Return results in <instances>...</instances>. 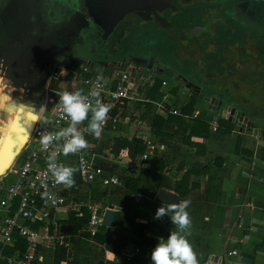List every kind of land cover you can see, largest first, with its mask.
Instances as JSON below:
<instances>
[{
	"label": "crops",
	"instance_id": "obj_1",
	"mask_svg": "<svg viewBox=\"0 0 264 264\" xmlns=\"http://www.w3.org/2000/svg\"><path fill=\"white\" fill-rule=\"evenodd\" d=\"M234 1H239L238 3L241 5L240 0ZM217 37L218 39H224V36L221 35ZM180 51L186 58L192 57L187 59L190 62L195 61V58H199L198 53L192 52L193 54H191L186 52L185 49ZM231 51H234V55L238 57V68L232 67L231 62H229L232 57ZM242 51L243 49L237 44L230 52H224L223 60L218 59L219 64L222 63L223 67L220 66L221 68H219L217 74L222 75V73H225L227 79H222L217 88L230 87L231 92L235 93L234 96H237L236 91L239 86L248 84L253 80H255L253 83L258 85V74L264 73L263 66L258 68V63L253 62L250 65L253 68L250 73H253L249 74L248 78L241 76L236 79L233 75L227 74L232 70L237 72L242 69L241 67H245L244 61L240 60L242 59L241 55L245 54ZM212 54L207 51L203 58ZM122 61H116V63L122 65L130 63L138 67L140 72L143 71L128 59ZM73 62L74 60H71L67 66H64L70 67ZM113 63L115 61L107 62L95 69L98 72L107 73L108 66ZM199 64L202 66L207 65L201 71L206 70V72H209L207 70L210 68V62L201 63L199 61ZM167 71L166 69V71H155V74L150 73L152 75L151 79L157 77L160 81L158 92L161 97L162 94L164 95L162 99L164 105L168 109L174 108L178 111V108L185 105L188 99L193 96L195 102L191 115L181 116L179 111V115H171L181 117L183 126L178 127L171 123L166 127H162L160 134L157 135L150 128L153 117L157 116L162 120H166L170 114L157 112L153 107L150 111L145 112L146 107L144 104L124 106L121 109L120 117L128 118L133 122L122 124L120 130L118 129L120 123H118L115 128L106 130L101 139V141L110 140L106 151L107 156H101L102 163L109 173L119 177L121 184L109 190L97 188V191L86 190L85 185H80L77 191L81 193V199L85 198L83 193L85 190L88 196L86 197L88 204L98 206L102 212L107 206H111L115 210L114 215L116 213L121 215L131 214L132 205H138L143 219L138 218L137 221L168 225V237L170 231L176 229L167 216L160 220L154 219L157 209L163 205L156 200V193L161 190L174 194L178 197L177 202L190 201L187 211L191 218V228L187 239L197 254L198 264H219L220 260L227 264L233 262L237 254L242 251L251 256L250 264H264L262 236L255 232L247 234L245 231L249 216L264 222V172H258V168H261L260 163L264 160V154L254 149L256 142L245 128H242L239 124L234 125L229 122L232 126L229 133L216 130L218 125L222 127L221 130L229 126L226 119L220 118L219 122L212 119V113L207 109L208 101L206 100L210 97L215 96L224 101L218 95L219 92L213 94L210 89L201 90L197 84L192 86L191 84L195 82L191 80L190 86H188L189 84L183 85L177 79L172 80L173 75L168 74ZM162 81H165V86H161ZM185 86H188V89H185ZM195 88H197V91ZM172 90H175L173 95L170 94ZM238 97L239 95L236 97L237 100ZM224 102L229 105L226 100ZM239 111L247 118V127L254 126L264 130L263 116L261 121L258 119V115L245 113V110ZM198 114L203 116L201 123L205 124L206 127L195 125L192 133L189 134V123ZM131 139L140 141L144 145L141 154L132 158L128 155L127 149H121L116 155L110 153V150L114 147V141H130ZM8 148L9 146L0 149V174L6 167L4 160L11 155L7 151ZM21 148L18 150L20 151ZM150 160L157 163L159 168L154 169L151 167L148 164ZM194 166H206V168L202 172L199 170L198 173L187 174L190 168ZM195 169L199 168L195 167ZM80 207L68 212L79 215L78 210ZM84 207L86 206L84 205ZM87 210L89 213L88 208ZM68 212L59 215L62 220L58 223V226L62 225V231L64 232L67 230L66 226H68L63 224L68 218ZM85 224L80 230L85 227ZM99 227L92 240L87 238L81 240L74 237L76 234L72 235L74 240H78L83 244L74 249L70 248V244L67 245L70 253L67 264H119L124 260L120 256L116 259L115 256L121 253L128 255L125 252L127 245L123 249L117 248L113 244L112 226L110 228L102 227L104 230H100ZM69 234L61 235L67 239ZM142 234L150 236L147 232ZM167 237L163 239L166 240ZM135 248L140 252L139 255L132 256L135 261L139 264H152L151 252L155 247L149 251H144L138 246L132 245V250ZM45 250L50 251L48 259L44 257ZM231 251H235L236 255H229ZM52 253L51 249L44 248L37 264H50ZM0 264L4 263L0 261Z\"/></svg>",
	"mask_w": 264,
	"mask_h": 264
},
{
	"label": "rangeland",
	"instance_id": "obj_2",
	"mask_svg": "<svg viewBox=\"0 0 264 264\" xmlns=\"http://www.w3.org/2000/svg\"><path fill=\"white\" fill-rule=\"evenodd\" d=\"M240 2L241 6L239 7H234V3H232L231 10L226 13H221L222 7L218 8L219 10L214 8V12H217L215 17L221 24L216 28L219 29L217 34L224 36L223 40L216 37V40H209L206 38V35H208L206 32L205 35L204 32L199 31L198 25L191 28H196V33L191 38L186 39V36L181 35L180 32L190 30V28H187L190 17L187 15L178 16L176 13L173 17L169 15L167 22H170V26L179 30V33L175 30H157L145 23L142 25L137 24L132 30V38L130 37L132 43L126 45V51L112 56V58H105L98 55L95 50H90L67 28L58 30L40 29V34L29 35L28 31H30L32 21L37 20L34 17L33 20H30V16L37 13V0H5L3 2L5 9L1 13L3 17L2 24L5 25L0 27V58L3 60L2 64L6 66L5 70L0 69V149L8 146L10 150L16 148L14 144L16 130L10 127L15 121L16 111L24 106L33 111L31 105H34L36 109L38 108L41 84L38 81L39 76L37 77V74L39 75V69L45 65L44 62L47 59L59 64L63 63L66 66L71 60H74L73 65L82 62L97 67L103 66L107 62L130 58L131 60L128 59V61H132L143 70L140 73L141 75L155 74L157 67L165 68L168 70V74L174 72L194 81L201 90L207 88L213 94L219 92L218 95L224 101L226 100L229 105L232 104L233 106H231L238 111L245 110V113L258 115V119L261 120L262 116L264 117V73L258 74V85L253 83L255 81L253 80L238 87L236 91L237 96L239 95L238 100L236 99L237 96H234L235 93L231 92L230 87L217 88L222 79H227L225 73H222V75L217 74L219 68H221L220 66L223 67L222 63L219 64L218 59L221 57L223 60L224 51L227 49L230 52L231 48L237 46V44L245 53L241 55L242 59H240L242 62L244 61L245 67H241L240 71L232 70L227 74L233 75L236 79L241 76L248 78L249 74L253 73H250L253 70L250 67L253 62L258 63V68L263 66L262 70H264V1L240 0ZM175 11L174 8H171V14ZM228 15H231V17ZM238 16L241 17V22H233V19L235 20ZM191 18H194V16H191ZM199 20L201 19L199 18ZM14 22H18L19 26L21 25L20 29L22 31L18 30L21 31L22 35L18 38L11 37L12 33L10 32L15 30L12 25ZM5 34L9 43L4 47L2 42L4 39L2 38ZM208 41H211L210 43L213 46L208 45ZM181 49H185L186 52L191 54H193L192 52L198 53L199 58H195V61L190 62L187 59L192 57L186 58L181 54ZM207 51L210 54L215 53L203 58ZM230 53L232 54L231 60H229L231 66L238 68V57L234 55V51ZM226 56L225 58L228 59ZM199 61L201 63L210 62V68L207 70L209 72H206V70L201 71L207 65L202 66ZM129 122L132 123L133 120H129ZM122 126V123H120L118 129ZM108 142L110 140L97 142L96 150L101 156H107ZM49 252L48 250L44 251L45 259L49 258Z\"/></svg>",
	"mask_w": 264,
	"mask_h": 264
},
{
	"label": "built area",
	"instance_id": "obj_3",
	"mask_svg": "<svg viewBox=\"0 0 264 264\" xmlns=\"http://www.w3.org/2000/svg\"><path fill=\"white\" fill-rule=\"evenodd\" d=\"M95 68L78 63L70 67L56 65L50 71L43 97L38 103V108L42 104L46 106L41 122L35 121L13 164L0 175V261L4 264H37L44 248L53 250L55 245H63L66 237L57 232L58 223L62 220L59 215L80 206L85 205L89 209V216L85 227L74 237L92 240L100 226L102 211L98 206L88 204L85 190V198L81 199L78 186L85 185L86 190L97 191V188L109 190L121 184L119 177L104 167L96 150V144L102 137L96 139L87 132L88 121L78 126L88 142L87 148L81 152L64 156L55 142L48 150L42 148L41 134L55 133L70 123L58 103L59 93L80 90L87 95L92 90H99L100 99L110 107L102 135L118 123H130L128 118L120 117L121 109L128 104L148 103L157 112L179 115L174 108L166 109L163 94L158 102L143 95L144 87L152 84L151 74L141 75L140 69L130 63L110 64L107 73L98 72ZM68 75L70 79L66 80ZM165 85L162 81L161 86ZM44 119L49 123L44 124ZM53 152L58 164L76 169L75 183L71 188L57 184L48 171L47 161ZM139 254L135 248L130 255L121 253L115 258L120 256L127 261ZM229 255L235 256L236 252L231 251Z\"/></svg>",
	"mask_w": 264,
	"mask_h": 264
},
{
	"label": "flooded vegetation",
	"instance_id": "obj_4",
	"mask_svg": "<svg viewBox=\"0 0 264 264\" xmlns=\"http://www.w3.org/2000/svg\"><path fill=\"white\" fill-rule=\"evenodd\" d=\"M4 1L5 0H0V25H1L0 27L5 25L2 24L3 17L1 16L3 9H5L3 6ZM131 1H135V0H95L94 2L93 0H37V13L30 16V20H33V17L34 19L37 18V20L32 21L30 31H28L29 32L28 34L38 35L40 34L39 32L40 29L58 30L61 28L62 29L67 28L68 30H70L72 34L74 33L79 38L80 42L84 43L87 47H89L90 50L91 49L95 50V52L101 57L112 58V56H116L118 54H121V52L123 53L124 51H126L125 50L126 45H130L132 43L131 40L132 30L134 29V27H136L137 24L142 25L143 23H145L146 25L153 27L154 29L157 30L159 29L164 31L166 30L155 26L152 22H142V21L137 22L132 28H129L126 31H122V38H120L118 44H116L114 41L118 36L117 28L119 22L117 21L118 23L115 24V26L113 25L110 26L109 24V22H113V20L116 19L113 10L115 9L119 10L120 6L129 5ZM136 1L141 3L139 5L141 6L140 8L143 10L142 11L143 13L137 14L135 16L140 17V19H145L148 16H151L146 13V12H150L147 10L149 1L148 0H136ZM234 2H235L234 0H170L171 5L176 11L173 12V14H171V8H167L164 9L162 15L166 21H168L169 15H171V17H173V15H175L176 13L178 14V16L187 15L190 17V19L187 22V28H192L193 26L198 25L199 31L204 32V34L205 32L208 34V35L205 34L206 38H208L209 40H216L215 37L218 38L217 33H219L218 31L219 29L216 28L219 25L221 26V24H219V20L216 19L215 17L217 12H214L215 11L214 8L218 9L222 7L221 13L224 12L226 13L229 10H231L233 6L232 3ZM238 2L239 1H236L234 3V7L241 6ZM90 4L91 6L98 4L96 5L97 15H93L91 12L93 10H90L88 8L87 5ZM160 5L163 6V3ZM222 9H224V11H222ZM191 16H194V18H191ZM228 16L231 17V15ZM199 18L201 20H199ZM240 19L241 17L238 16L237 18H235V20L233 19V22L240 21ZM102 20H105L107 24L101 25L99 23L98 24L94 23V22H100ZM122 20L124 21L123 27L127 26L128 22L130 21V17L128 18L127 16L125 18L123 16ZM12 25L15 28V30L14 32L12 31L10 32L12 33L11 37L14 36L15 38H18L20 35H22L21 33L22 30L20 29L21 25L19 26L18 22H14ZM94 25L101 26V28H99L101 30L99 31L101 34L98 31L96 32ZM200 28L202 29L200 30ZM18 29H20L21 31ZM5 31H3V33H5ZM6 37L7 35L5 34L4 38H2L4 39V41H2L4 47L9 43ZM210 42L211 41H208L207 44L212 45ZM226 51L228 50L226 49L224 52ZM126 59H130V58H126ZM47 60H45L44 62L45 65L40 67L39 75L37 74V77L39 76L38 81L41 84L40 93H39V102L43 97L44 85L48 79V75L50 71L56 65H60L58 62L49 61V60L47 61ZM2 61L3 60L0 58V69L3 68L5 70L6 66L2 64L3 63ZM61 65L64 64L62 63ZM156 71L157 72L166 71V69L158 67L156 68ZM172 74L174 77H176L177 81L181 82V84L183 85L191 84L190 80H188L185 76H182L174 72H172ZM207 80L209 79L207 78ZM191 85L195 86L196 84L193 83ZM14 117H15V121L12 125H10V127L16 130L14 137L15 140L14 144L16 148L14 149L11 148V150L9 148L10 154L17 153L19 151L18 149L23 146L24 142L28 137L29 131L32 129L37 119L34 112L29 110L25 106L20 107L16 111Z\"/></svg>",
	"mask_w": 264,
	"mask_h": 264
},
{
	"label": "clouds",
	"instance_id": "obj_5",
	"mask_svg": "<svg viewBox=\"0 0 264 264\" xmlns=\"http://www.w3.org/2000/svg\"><path fill=\"white\" fill-rule=\"evenodd\" d=\"M100 96L99 90H92L87 95L80 90L59 93L58 103L70 123L66 128L55 133L41 134L42 148L48 150L49 146L55 142L64 156L77 154L86 149L88 142L78 128L85 121L89 122L86 130L90 131L96 139H101L110 107L102 102ZM31 107L37 117L36 122H41L40 117L46 110V106L42 104L38 110L34 105ZM43 123L47 124L49 121L44 119ZM47 169L57 184L67 188L74 185L76 169L58 164L55 152L47 161ZM189 205V200H183L167 203V206L163 204L157 209L154 219L160 220L167 216L176 230L170 231L166 240L159 238V242L151 252L152 264H198L197 254L187 239L191 228V218L187 211Z\"/></svg>",
	"mask_w": 264,
	"mask_h": 264
},
{
	"label": "trees",
	"instance_id": "obj_6",
	"mask_svg": "<svg viewBox=\"0 0 264 264\" xmlns=\"http://www.w3.org/2000/svg\"><path fill=\"white\" fill-rule=\"evenodd\" d=\"M127 43V42H125ZM82 63V62H80ZM172 80H176V77H171ZM160 86V81L157 77L152 78V84L149 87H144V90L142 91L143 95L147 96L151 101L158 102L160 101L161 94H159L158 89ZM175 90H172L170 94H174ZM195 102V97L191 96L188 99V102L179 107L178 111L181 116H189L191 115V112L193 111V105ZM144 106L145 112L150 111L152 108L151 104L145 103ZM166 109H168L166 107ZM202 115L198 114L194 120H192L189 123V134L192 133L193 129L195 128V125L198 126H205V124L201 123L202 121ZM181 117L171 116L168 115V118L166 120H162L161 118L154 116L151 122V131L154 134L159 135L160 129L162 127H166L168 125L175 124L178 127L183 126V122L180 119ZM219 122V121H218ZM229 126L223 130H221L222 127L218 125V128L216 130L224 133H229L231 131V123L227 122ZM206 135V133H205ZM121 149H127L128 155L130 157H134L135 155L141 154L144 150V145L135 139L128 140H118L114 141V147L110 150V153L113 155H116L118 151ZM151 167L154 169H158V164L153 162L152 160L148 163ZM195 167H198L199 169H195ZM206 166H194L190 168V170L187 172V174H193L198 173L199 170L205 171ZM129 183V182H128ZM132 212L128 215H121L120 213H116L114 215L113 221H112V233H113V244L117 248H124L128 244H132L134 246H138L140 249L144 251H149L151 248L155 247L158 243L159 238L167 237L169 227L168 225H159L156 223H151L149 221H146L145 223L138 222V218L143 219V215L140 213V207L138 205H132L131 208ZM79 215H77L74 212H68V218L63 223L71 227V233L68 238L64 240L63 245H55L52 250V258L50 264H61V263H68L69 259V250L67 245L70 244V248L74 249L75 247L81 246L83 243L74 240L72 235H75L78 230H80L81 227L86 223L89 213L86 207L81 206L78 210ZM100 230H104L102 227H99ZM147 232L150 236H144L142 233ZM97 238V236H96ZM99 238V237H98ZM21 244V243H20ZM119 264H139L137 261H135L133 258H130L129 260H123Z\"/></svg>",
	"mask_w": 264,
	"mask_h": 264
},
{
	"label": "water",
	"instance_id": "obj_7",
	"mask_svg": "<svg viewBox=\"0 0 264 264\" xmlns=\"http://www.w3.org/2000/svg\"><path fill=\"white\" fill-rule=\"evenodd\" d=\"M95 0H93L94 2ZM148 11L146 12L147 14L151 15L148 16L145 19H140V17L135 16L137 14H142L143 10L140 8L141 4L138 1H131L130 6L129 5H124L120 6L119 10H113L114 16L116 19L113 20V22H109L110 26H115L119 22L118 25V36L116 40L114 41L116 44H118L119 39L122 38V31H126L127 29L133 27L135 23L137 22H152L155 26L162 28V29H167V30H175L179 33V30H177L175 27L170 26V23L165 20V18L162 15V12L164 9L167 8H173V6L170 3V0H148ZM163 3V6L160 4ZM120 4V3H119ZM96 5L93 6L87 5L88 8L91 11L93 15H97V10H96ZM117 8V7H116ZM123 16L126 18L130 17V21L128 22L127 26L123 27L124 21ZM118 21V22H117ZM96 24H101V25H106L107 22L105 20H102L100 22H94ZM96 32L101 31L99 28L101 26L94 25ZM202 29V28H200ZM196 28L190 30H183L182 33L180 34L183 36H186L187 38H191L195 33H196ZM100 33V32H99ZM101 34V33H100ZM182 36V37H183ZM70 79V75L66 77V80ZM190 86V84L188 85ZM188 86H185V89H188ZM197 91V88H195ZM207 99V98H206ZM206 101H208V107L207 109L212 113V119L215 121H218L220 118L226 119L228 122H231L232 124L236 125L239 124L242 128H245V130L250 134V136L254 139L256 142L254 149L258 152H261L264 154V130H261L259 127H247V118L243 116V114L235 109L234 107L227 105L223 100H219L215 96L208 98ZM39 108H37L38 110ZM88 126V125H87ZM247 127V128H246ZM87 129V127H86ZM90 133V131H87ZM91 134V133H90ZM261 168H258V172L261 171L264 172V160L261 161L260 163ZM257 169V168H254ZM253 170V168H252ZM178 197L174 194L164 192V191H157L156 193V200L158 202H161L162 204H165L167 206V203H177ZM114 212L115 210L111 206H107L103 212L102 216L100 219V226L103 228H110L112 225L113 217H114ZM62 225L58 226V232L60 234H69L71 233V227L66 226L67 230L64 232L62 231ZM245 231L247 234L249 232H255L257 234H260L262 236V241L264 243V222L257 220L256 218H253V216H249L247 225L245 226ZM132 250V245H127L125 252L129 255ZM251 262V256L245 252H239L237 254L236 259L233 262H229L227 264H250ZM219 264H224L223 261H219Z\"/></svg>",
	"mask_w": 264,
	"mask_h": 264
},
{
	"label": "bare ground",
	"instance_id": "obj_8",
	"mask_svg": "<svg viewBox=\"0 0 264 264\" xmlns=\"http://www.w3.org/2000/svg\"><path fill=\"white\" fill-rule=\"evenodd\" d=\"M31 131V130H30ZM30 131H29V134H30ZM29 134H28V137H29ZM27 137V138H28ZM27 140V139H26ZM26 142V141H25ZM22 149V148H21ZM21 151V150H20ZM19 151V152H20ZM19 152H17V153H14V154H11L10 156H8L5 160H4V163L6 164V167L4 168V170H3V172L0 174V175H2V174H4V172L13 164V162H14V160H15V158H16V156L18 155V153Z\"/></svg>",
	"mask_w": 264,
	"mask_h": 264
}]
</instances>
